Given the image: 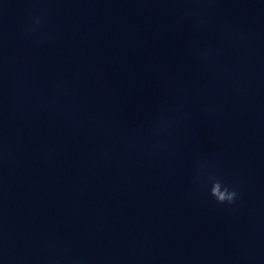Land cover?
<instances>
[{
  "label": "clouds",
  "instance_id": "9594fccd",
  "mask_svg": "<svg viewBox=\"0 0 264 264\" xmlns=\"http://www.w3.org/2000/svg\"><path fill=\"white\" fill-rule=\"evenodd\" d=\"M36 24L40 21L37 19ZM210 196L220 205H233L238 199V192L235 187L224 184L220 179H214L210 188Z\"/></svg>",
  "mask_w": 264,
  "mask_h": 264
}]
</instances>
